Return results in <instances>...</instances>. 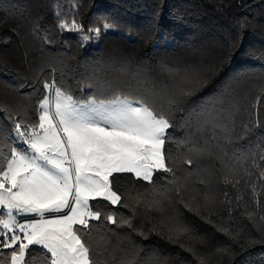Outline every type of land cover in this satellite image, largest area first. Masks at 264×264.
Returning a JSON list of instances; mask_svg holds the SVG:
<instances>
[{"label": "trees", "instance_id": "obj_1", "mask_svg": "<svg viewBox=\"0 0 264 264\" xmlns=\"http://www.w3.org/2000/svg\"><path fill=\"white\" fill-rule=\"evenodd\" d=\"M57 13L75 18L91 39L62 31ZM104 24L111 27L104 30ZM97 27L98 38L87 31ZM53 79L77 96L110 86L157 102L196 80L193 94L179 97L177 127L169 132L179 140L194 131L184 121L200 109L228 130L209 124L198 133L212 155L194 158L191 166L183 163L185 150L166 144L179 194L167 173L157 172L152 184L117 174L114 188L122 203H92L104 214L115 213L118 222L131 219L132 227L103 217L90 221L86 239L97 264H264V228L245 216L256 210L249 187L256 182L252 153L264 146V0H0V133L12 132L7 113L29 120L35 115L42 84ZM217 144L232 157L230 173ZM225 173L240 180L237 188L223 182ZM257 191L264 213V188L257 185ZM205 198L217 206H204ZM177 222L187 231H171ZM223 227L240 234L232 239Z\"/></svg>", "mask_w": 264, "mask_h": 264}, {"label": "snow or ice", "instance_id": "obj_2", "mask_svg": "<svg viewBox=\"0 0 264 264\" xmlns=\"http://www.w3.org/2000/svg\"><path fill=\"white\" fill-rule=\"evenodd\" d=\"M58 27L81 33L85 42L91 39L75 18H59ZM110 27L103 25L104 30ZM87 31L98 38L101 28ZM197 86L198 81H187L165 101L157 102L143 94L112 91L110 86L77 96L53 79L42 84L43 94L30 120L7 113L13 129L11 134L0 133V264H97L86 239L94 227L90 221L103 217L108 224L132 227L131 219L118 222L115 213L104 214L92 203H122V195L114 188L117 174L130 173L152 184L157 172L167 173L179 194V177L166 144L175 143L185 150L183 163L191 166L194 158L212 155L209 141L201 144L198 133L209 124L214 131H228L207 109H200L184 121V126L194 131L179 140L171 135L169 130L177 127L179 97L192 95ZM260 101L258 96L254 105L257 124ZM224 140L230 143V134ZM256 147L259 151L252 153L256 182L249 185L256 210H245V216L260 230L264 228V213L259 211L257 185L264 188V146ZM216 148L220 149L222 166L231 172L232 157L219 144ZM245 174L254 175L247 170ZM223 182L237 188L240 180L225 173ZM140 199L137 197V203ZM170 230L177 234L187 231L178 222ZM220 230L232 239L240 234L229 227Z\"/></svg>", "mask_w": 264, "mask_h": 264}, {"label": "rangeland", "instance_id": "obj_3", "mask_svg": "<svg viewBox=\"0 0 264 264\" xmlns=\"http://www.w3.org/2000/svg\"><path fill=\"white\" fill-rule=\"evenodd\" d=\"M230 173V172H229ZM130 174V173H129ZM133 175V174H132ZM230 178H232V179H236V177L233 175V174H231L230 175ZM209 198H205V201H204V206H207V204H208V207L210 208V207H213V206H217V203H216V201L214 202V203H212L213 201H211V200H208ZM104 202H106V201H104ZM108 203V202H107Z\"/></svg>", "mask_w": 264, "mask_h": 264}]
</instances>
